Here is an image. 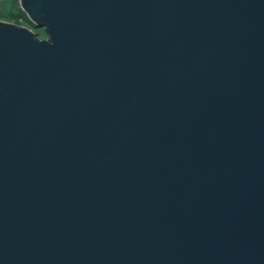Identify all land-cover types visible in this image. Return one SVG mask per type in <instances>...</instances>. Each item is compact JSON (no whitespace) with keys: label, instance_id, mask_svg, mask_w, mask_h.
I'll return each mask as SVG.
<instances>
[{"label":"water","instance_id":"1","mask_svg":"<svg viewBox=\"0 0 264 264\" xmlns=\"http://www.w3.org/2000/svg\"><path fill=\"white\" fill-rule=\"evenodd\" d=\"M20 6L0 264H264V0Z\"/></svg>","mask_w":264,"mask_h":264},{"label":"rangeland","instance_id":"2","mask_svg":"<svg viewBox=\"0 0 264 264\" xmlns=\"http://www.w3.org/2000/svg\"><path fill=\"white\" fill-rule=\"evenodd\" d=\"M0 21L8 22L18 26L26 27L39 39H48L45 29H35L29 17L20 6V0H5L0 8Z\"/></svg>","mask_w":264,"mask_h":264},{"label":"built area","instance_id":"3","mask_svg":"<svg viewBox=\"0 0 264 264\" xmlns=\"http://www.w3.org/2000/svg\"><path fill=\"white\" fill-rule=\"evenodd\" d=\"M5 0H0V8L2 6V4L4 3Z\"/></svg>","mask_w":264,"mask_h":264}]
</instances>
